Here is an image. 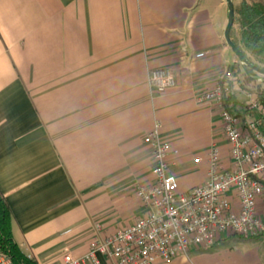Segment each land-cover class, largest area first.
<instances>
[{
	"label": "crops",
	"instance_id": "obj_1",
	"mask_svg": "<svg viewBox=\"0 0 264 264\" xmlns=\"http://www.w3.org/2000/svg\"><path fill=\"white\" fill-rule=\"evenodd\" d=\"M226 20L225 0H0V190L37 264L84 254L96 222L105 237L145 213L133 186L154 182L143 136L155 120L180 192L206 179L211 144L230 167L219 108L199 99L227 70L239 103L242 78L256 81L235 65ZM156 67L175 85L152 89ZM256 207L264 218V193ZM156 264H264V235L224 232Z\"/></svg>",
	"mask_w": 264,
	"mask_h": 264
},
{
	"label": "built area",
	"instance_id": "obj_2",
	"mask_svg": "<svg viewBox=\"0 0 264 264\" xmlns=\"http://www.w3.org/2000/svg\"><path fill=\"white\" fill-rule=\"evenodd\" d=\"M196 53L194 56H202ZM236 75L227 70L223 81L204 91L199 99L219 108L222 133L229 145L231 165L223 168L220 151L211 144L207 155L206 179L185 192L178 190L177 176L169 170L171 143L160 133L161 122L155 120L144 134L150 145L154 182L133 186L146 211L127 226L105 237L99 236L102 225L94 224L96 235L87 251L75 256L64 253L60 264H100L97 254H104L115 264H156L187 254L193 248L211 247L224 232L249 236L264 229V218L257 212L258 196L264 193V133L256 117L243 121L222 104V93L233 91ZM148 83L162 92L176 83L167 67L150 70ZM249 94L248 103L256 105ZM200 161L194 157L193 162ZM237 197L234 205L231 195ZM0 264H12L0 253Z\"/></svg>",
	"mask_w": 264,
	"mask_h": 264
},
{
	"label": "trees",
	"instance_id": "obj_3",
	"mask_svg": "<svg viewBox=\"0 0 264 264\" xmlns=\"http://www.w3.org/2000/svg\"><path fill=\"white\" fill-rule=\"evenodd\" d=\"M231 38L250 62L264 69V0H239L234 5ZM235 65L238 71H241L240 62L236 56ZM241 88L250 93L256 105L252 106L248 102L239 103L232 91H224L223 106L242 121H245L248 115L255 113L257 128L264 133V81L253 80L251 87L242 85ZM13 224V213L0 190V253L7 255L12 264H37L35 257L27 255L15 240ZM260 235H264V229L253 235L238 236L258 237Z\"/></svg>",
	"mask_w": 264,
	"mask_h": 264
},
{
	"label": "water",
	"instance_id": "obj_4",
	"mask_svg": "<svg viewBox=\"0 0 264 264\" xmlns=\"http://www.w3.org/2000/svg\"><path fill=\"white\" fill-rule=\"evenodd\" d=\"M225 1L227 7V20L223 32L225 42L230 47L233 54L239 60L240 65L243 68L244 72L255 80L264 81V69L250 62L231 38V28L234 21V3L233 0H225ZM250 71H252L253 73H251Z\"/></svg>",
	"mask_w": 264,
	"mask_h": 264
},
{
	"label": "rangeland",
	"instance_id": "obj_5",
	"mask_svg": "<svg viewBox=\"0 0 264 264\" xmlns=\"http://www.w3.org/2000/svg\"><path fill=\"white\" fill-rule=\"evenodd\" d=\"M235 1L238 3L239 0H235ZM250 72L253 73L252 71H250ZM261 77H262V76H261ZM242 80H243L245 83H247V84H244L245 87H248V88H249V87H251V86L253 85V82H250V83H249L248 81H246L245 78H244V79L242 78ZM256 81H259V80H256ZM245 91H246V90H245ZM248 100H249V98H245L244 101H245V102H248Z\"/></svg>",
	"mask_w": 264,
	"mask_h": 264
}]
</instances>
